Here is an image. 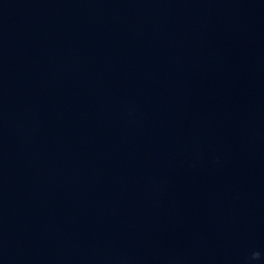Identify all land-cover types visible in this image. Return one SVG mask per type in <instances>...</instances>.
<instances>
[{"label": "clouds", "instance_id": "obj_1", "mask_svg": "<svg viewBox=\"0 0 264 264\" xmlns=\"http://www.w3.org/2000/svg\"><path fill=\"white\" fill-rule=\"evenodd\" d=\"M259 258V253H253L252 259H258Z\"/></svg>", "mask_w": 264, "mask_h": 264}]
</instances>
